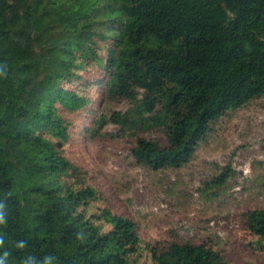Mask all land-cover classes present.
<instances>
[{"label": "trees", "instance_id": "16d2710c", "mask_svg": "<svg viewBox=\"0 0 264 264\" xmlns=\"http://www.w3.org/2000/svg\"><path fill=\"white\" fill-rule=\"evenodd\" d=\"M262 98L264 0H0V264H232L146 241L66 148L114 125L137 164L183 167Z\"/></svg>", "mask_w": 264, "mask_h": 264}, {"label": "rangeland", "instance_id": "374dc122", "mask_svg": "<svg viewBox=\"0 0 264 264\" xmlns=\"http://www.w3.org/2000/svg\"><path fill=\"white\" fill-rule=\"evenodd\" d=\"M134 142L109 125L98 137L75 138L66 156L89 171L114 212L137 222L146 241L205 243L232 264H264V242L247 229L246 217L264 209V98L218 119L183 167L137 164ZM223 174L229 177L218 185Z\"/></svg>", "mask_w": 264, "mask_h": 264}]
</instances>
